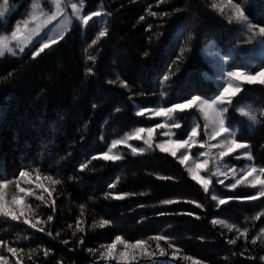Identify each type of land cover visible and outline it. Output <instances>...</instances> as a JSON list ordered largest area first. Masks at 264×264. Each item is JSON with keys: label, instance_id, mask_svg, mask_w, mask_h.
I'll return each instance as SVG.
<instances>
[{"label": "trees", "instance_id": "trees-1", "mask_svg": "<svg viewBox=\"0 0 264 264\" xmlns=\"http://www.w3.org/2000/svg\"><path fill=\"white\" fill-rule=\"evenodd\" d=\"M219 2L85 0L88 12H106L102 19L87 28L75 24L39 57L30 52L23 57L0 56V179L15 181L21 170L32 173L27 180L19 179L21 187L34 192L22 205H30L27 217L37 223L32 228L23 218L0 217V239L22 250L13 255L0 248L9 264H117L99 261L98 253L93 257L87 251L114 242L116 236L148 244L150 255L141 256L137 250L129 264H264L259 260L264 256L261 242L251 244L264 227V217L252 219L264 210V198L219 205L174 157L159 151L134 155L124 149L119 162L93 159L125 132L149 124L136 116L135 103L142 108L170 106L191 95L216 92L215 85L202 77L210 70L202 60L203 44L215 40L221 50L236 47L231 67L244 68L248 57H256L264 37L254 36L256 30L249 32L235 20L230 23L228 8L221 15L212 7ZM232 2L241 5L251 23L264 27V0ZM164 12L169 15L163 16ZM19 16L15 12L8 24L0 18V34L12 29ZM105 30L107 35L101 37ZM250 36L254 38L249 42ZM241 108L255 114L256 122L242 115ZM191 115L182 114L180 132L188 133ZM228 115V123L239 128L237 139L249 145L254 163L264 166V86L246 84ZM37 170L42 179L50 175L61 181L52 194L54 209L36 199L41 194L36 188ZM125 193L124 199L114 198ZM14 194L15 186L9 184L6 199ZM221 194L243 196L253 194V189L221 190ZM168 200L173 203L166 204ZM105 219L109 224L99 227ZM229 225L249 229L245 255H239L244 251L243 238L235 245L228 243L238 235ZM158 235L167 237L159 241L165 257L159 256L157 242L151 239ZM122 250L117 245L116 251ZM174 252L179 259L172 258Z\"/></svg>", "mask_w": 264, "mask_h": 264}, {"label": "snow or ice", "instance_id": "snow-or-ice-1", "mask_svg": "<svg viewBox=\"0 0 264 264\" xmlns=\"http://www.w3.org/2000/svg\"><path fill=\"white\" fill-rule=\"evenodd\" d=\"M55 5V11L46 13L44 12V3L33 4L32 8L34 9L33 14L31 16V21L37 24L35 28H29V21H25L23 27L17 25L16 30L11 33V37H3L0 38V56H4L5 52L12 53L15 56L16 50L12 46V41L16 42V47H18L20 53L25 52V48L27 45L32 44L33 37L38 35L44 28L48 25L52 24L53 21H57L59 18H63V21L59 24V35L42 38L38 44L32 45L31 56L33 58L39 57L41 53H44L46 49L52 48L53 45L57 44L59 40H63L65 37L66 30L68 26L72 23L73 16L84 26H87L90 21L93 20L94 17L101 16V12L92 11L90 13L85 14L83 12V0H78V2H69V0H53ZM214 9H216L221 15L225 14V8L229 9L228 20L231 23L235 20L238 23H241L245 26L246 30L249 32H254V36L264 37V27H260L251 23L248 17L245 15L244 9L241 7L239 3H233L232 0H220L219 3H214L212 5ZM10 8L9 0H3L2 5H0V17H4L6 13H8ZM71 9V12L68 11ZM177 12L181 11L179 8L176 9ZM151 15H157L156 12L150 13ZM163 16H168V12L162 13ZM141 20L144 17H140ZM101 37L107 35V31H101L99 33ZM254 36L249 37V42L254 38ZM95 43V41H93ZM147 55V53H145ZM89 59H94V57H89ZM91 71V69H89ZM226 83L222 86V90L218 91V94L215 95L214 98H202L200 95L192 96L191 99H188L185 103H176L172 107H158L152 109V115L156 117H171L173 113L177 110H190V109H198L199 112L203 115L205 121V132L208 133L211 139H216L217 137H224V139L219 140L217 144L211 145L209 148V152L211 148H219L218 153L215 156H210L209 152H204L202 155L206 157L202 161H198L193 158V156L189 155L192 146L195 144V138L198 135L199 125H196L191 128L190 134L187 135V139H176L173 140L171 137L175 135L172 132V129H180L181 124L178 122H173L172 124H156L155 128L152 127H140L135 130L134 133L130 134L123 140H114L112 141V147L107 151L100 154L98 157H93V159H103L104 161H119L122 159L120 155L112 154V148H116L118 145L125 144L129 139H142L144 134H147V139H144V143L148 146L149 149L152 148V133L156 129H167L163 135L169 137V139L165 142H161L156 145L161 152L168 153L170 152L172 157H176L179 161V164L185 165L187 168L188 174L191 176V179L197 181L203 186L205 192L209 190V186L212 184V176H216L218 174H223L224 176H228L231 173V178L233 182L229 185H225L227 188L236 189L238 186H243L245 188L255 189V193L246 194L243 196H235L229 197V199H242L246 201H257L261 198H264V166H257L254 163L249 164L246 168L243 169H235V168H225L221 173L220 162L224 157L229 156L231 153L238 149H247L249 145L247 143H243L238 141L235 138V133L230 131V128L226 126L225 123V114L229 112V106L233 104L234 98L243 90V85L259 83L260 85H264V67H261L259 71H256L254 74L248 71H227L226 73ZM165 80L168 79L167 76L164 77ZM111 83V81H110ZM127 86V85H125ZM242 115L248 117L251 121L256 122L257 117L251 111H245L244 109H238ZM144 111H141L139 115L143 116L145 114ZM210 129V131H209ZM174 146V147H173ZM204 147V145H201ZM183 148L185 149L184 153H181L177 157V149ZM144 148H132L133 153L144 152ZM246 158L251 161L252 156L250 153L246 154ZM239 159V157H237ZM210 161H215L216 172H213L211 176L205 177L201 175V170H207ZM85 165L81 164L80 168L83 169ZM32 175L31 172L27 170H21L19 172V178H29ZM15 181H9L6 179H0V217L10 218L12 221L21 220L23 218V222L29 224L32 228L37 227V223H33L32 220L28 219L27 212L30 210V205L22 202L25 200L27 196L34 195V192L31 188H24L20 186V179ZM160 179H171L168 176L159 177ZM36 188L40 189L41 194L36 196V199L44 202L50 208H55V199L52 198L53 192L56 190L55 185H59L61 181L59 179H54L52 176H43L41 178V173L39 170L36 171L35 176ZM45 181L48 182V186L45 185ZM218 183L224 184V180H218ZM9 184H14L16 189V194H14L11 200L6 199L5 189L9 186ZM114 187V185H109V188ZM128 195L127 193L122 195H115V199L120 200L124 199V197ZM213 199L216 200L217 197L213 196ZM166 204H171L173 201L168 200L165 201ZM191 203V201H190ZM218 203L223 205L226 203L225 199H219ZM22 205V206H21ZM262 205H264V201H262ZM199 207V205H198ZM191 215V213H189ZM264 217V210L257 212L252 219L253 220H261ZM53 219V215L47 216V221H51ZM215 224L216 221L213 220ZM109 224L108 220H101L99 222V227L103 228ZM95 226V225H94ZM229 229L235 228L236 233L238 234L235 238L229 239L228 243L231 245H235L238 239L243 238L245 241L244 251L240 252L239 255H245L247 252V243H248V233L249 229L247 227L237 228L235 225H229ZM77 229L80 232H83L84 229L79 227V221H77ZM40 231H44V228L41 227ZM75 235V233H73ZM47 235L51 236L52 233L49 231ZM58 235V234H57ZM151 239H154L157 242V248L159 249V256L165 257L167 252L164 248H161L159 245V241L166 240L167 237L163 235L155 236ZM261 242V246L264 247V227H260L258 233L251 239V244L256 245L257 241ZM67 243V241H64ZM79 243L83 245L84 241L81 238ZM117 245H122L123 250L117 252ZM148 244L145 240H136L135 242H128L124 240L120 236H116L114 242L101 245L99 249H87L88 253L93 257L97 256L99 261H117V264H129L131 260L136 259V252L139 250V254L141 256L150 255L147 252ZM169 248L172 247L171 244L168 245ZM0 248H5L7 252L16 255L18 251H22L15 247L7 246L6 242L0 239ZM236 255V253H232ZM45 256H48L49 253L46 250L44 252ZM173 259H179L173 253ZM250 259H256V257L249 256ZM186 260H191V257H184ZM225 260H228V257H225ZM260 261H264V256L259 257ZM0 264H9L8 260L0 255ZM19 264V262H17ZM193 264H200L199 261H193Z\"/></svg>", "mask_w": 264, "mask_h": 264}, {"label": "rangeland", "instance_id": "rangeland-1", "mask_svg": "<svg viewBox=\"0 0 264 264\" xmlns=\"http://www.w3.org/2000/svg\"><path fill=\"white\" fill-rule=\"evenodd\" d=\"M69 2H78V0H69ZM3 0H0V5H2ZM37 3H44V12L46 13H50V12H54L55 11V5L53 3V0H9V4H10V8L8 13H6V15L4 17H0L1 20L8 24L11 20V17L13 16V14L15 12L18 11V14L21 15L17 18H15L12 21V29L10 28V30H5L0 34V38L3 37H11V33L13 31L16 30L17 25H19L20 27H23V24L25 21H29V28H35L37 27V24L35 22L31 21V16L33 14L34 9L32 8L33 4H37ZM21 7V8H20ZM83 12L85 14L90 13L85 9V0H83ZM27 10V12H26ZM69 12H71V9H68ZM99 12H101V16L99 17H94L92 21H95L97 19H102L103 14H105L106 12L103 9H99ZM201 12H203V10H200ZM63 21V18H59L57 21H53L52 24L48 25L46 28H44L38 35L33 37V41L32 44H29L26 46L25 48V52L24 53H20L18 47H16V42L12 41V46L15 48L16 50V55L13 56L12 53L9 52H5L4 56L8 55V56H12V57H23L24 55H26L28 52L31 53L32 51V45L33 44H38V42L42 39V38H48V37H53V36H58L59 35V24ZM90 21L89 24L92 22ZM97 22V21H95ZM75 24H78L79 26H81L82 28H87V26H84L82 23H80L74 16L72 19V23L68 26L66 33H65V37L66 35L73 29V27L75 26ZM8 26V25H7ZM10 26V25H9ZM8 26V27H9ZM6 27V25H5ZM11 27V26H10ZM64 37V38H65ZM61 40H59L58 42H60ZM58 44V43H57ZM56 45V44H55ZM53 45L52 48L55 46ZM51 49V48H50ZM48 50V49H46ZM45 50V51H46ZM200 52L202 54V60L204 62H208L210 64V70L209 72H205L204 74H202V77L210 82H212L215 87H216V92L208 95V96H201L202 98H209L212 97L214 98L215 95L218 94L219 90H222V86L226 83L227 77H226V73L227 71H235V70H241V71H248L250 73H255L256 71H259L261 69V67H264V43L258 47V49H256V57H249L247 59V62L245 63L244 68L242 67H231V63L235 60L237 53H236V47H230L227 50H221V48L218 46L217 42L215 40H210L207 44H203V46L200 48ZM247 83H245L243 85H246ZM250 86H255V85H260L259 83H254V84H248ZM264 86V85H262ZM240 94V93H239ZM238 94V95H239ZM237 95V96H238ZM192 96L195 95H191L189 98H187L184 101L181 102H176V103H185L188 99H191ZM174 103V104H176ZM174 104L170 105V106H164L161 103H157L155 104V106L149 107V108H142L140 105L138 104H134L135 105V114L136 116L139 117H144L146 120L149 121L148 125H144V126H138L136 128H133L132 130L125 132L123 135H121V137L114 139V140H123L126 137H128L130 134L134 133L135 130L137 128L140 127H152L155 128L156 124H172L173 122H178L181 124V128L180 129H172V132L175 133V135H173L171 138L173 140L176 139H187V135L190 134L191 128L199 125V130H198V135L195 138V144L192 146L190 152L188 153L189 155L193 156V158L197 159L198 161H202L203 159H205L206 157H204L202 154L204 152H209V148L211 145H215L217 144V142L219 140L224 139V137H217L216 139H211L210 136L208 135L207 132H205V121L203 118V115L199 112L198 109H186V110H177L175 113H173L171 115V117H156L154 115H152V109L158 108V107H172ZM145 109H147L148 111H145V114L143 116L139 115V113L141 111H144ZM183 113H191L192 117L190 118V123H189V131L188 133H182L180 132L184 126V121L185 118H182V114ZM195 115H194V114ZM228 119H229V115L228 113L225 114V123L226 126H228L230 128V131L235 133V138L237 139V134L239 132V128L237 126H231L228 123ZM167 129H156L153 133H152V148L149 149L148 146L144 143V139H147V134H144L142 139H129L127 142V145L125 144H121L118 145L116 148H112V154L115 155H120L122 157V159H124V153L125 150L130 151L132 154L134 155H146V154H152L155 151H159V148L156 147L157 144L161 143V142H165L169 139V137L164 136L163 133L166 131ZM210 131V129H209ZM181 134V136H180ZM113 140V141H114ZM238 140V139H237ZM239 141V140H238ZM201 145H204V147H201ZM112 147V142L110 143V145L108 146V148L106 149V151ZM174 147V146H173ZM132 148H144L145 151L140 153H133L132 152ZM125 149V150H124ZM219 151V148H211V151L209 152L210 156H215ZM185 149L183 148H179L177 149V157L181 154L184 153ZM164 153V152H162ZM250 153V149H238L236 151H234L233 153H231L229 156L224 157L223 160L220 162V166H221V173L223 172V170L227 167V168H235L237 170L239 169H243L246 168L249 164H253L254 161L251 160L249 161L246 158V154ZM171 156L170 152L165 153ZM100 156L97 155V157ZM237 157H239V159H237ZM177 161L178 159L176 157H174ZM121 159V160H122ZM119 160V161H121ZM119 161H114V162H119ZM179 162V161H178ZM255 164V163H254ZM256 165V164H255ZM186 170V166L182 165ZM213 172H216V167H215V161H210L208 169L207 170H201V175L208 177L211 176ZM191 177V176H190ZM223 179L224 180V184H220L218 183V180ZM197 182V181H196ZM233 182L232 178H231V173L228 174V176H224L223 174H218L216 176H212V184L209 186V190L206 193H211L212 199L213 196L217 197L216 200L213 199V201H215L217 204L219 199H225L226 203L230 202V201H237V202H241V201H246V200H242V199H229L228 196H223V194H221V190L223 191H227V192H233L235 190H237L238 188H241L243 186H238L236 189H231V188H227L225 187V185H229ZM27 183V182H25ZM198 183V182H197ZM202 188L203 186L198 183ZM251 189V188H248ZM204 190V189H203ZM255 189H253V193H255ZM248 202V201H246ZM220 205V204H219Z\"/></svg>", "mask_w": 264, "mask_h": 264}]
</instances>
